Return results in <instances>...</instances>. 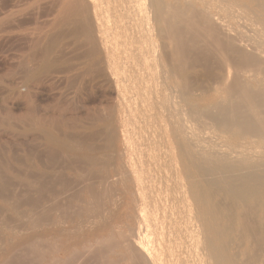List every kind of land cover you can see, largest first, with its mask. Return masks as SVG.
<instances>
[{
  "label": "bare ground",
  "instance_id": "6f19581e",
  "mask_svg": "<svg viewBox=\"0 0 264 264\" xmlns=\"http://www.w3.org/2000/svg\"><path fill=\"white\" fill-rule=\"evenodd\" d=\"M4 1L7 3L6 0ZM50 1L48 2L53 5V2ZM18 2L15 3L18 4ZM59 3L58 14L55 16L52 26L55 29L61 27V30L66 25L74 26L75 30L70 26L66 27V30L71 28V34L74 31V35L78 36L76 33L81 35L80 38L84 42L82 47L86 46V52H82V54L86 53L83 55H85L84 67L87 68V72L95 71L102 81L108 80L115 88L116 98H112L115 102L106 107L107 115L104 117L98 114L100 116L98 118L99 128L104 127L108 131V138H106L107 134H105L104 140L101 138L104 143L108 142L110 149H106L105 145L98 147L95 145L96 143L84 142V139L82 142L74 139L71 137V133L66 135L61 132L62 129L56 122L48 124L41 118L34 119L31 126L29 125L30 127L27 125L29 128L26 131H31L32 128L35 130L34 132L40 133L38 136H41V138L39 137L41 140L44 139L46 146L44 148H47L49 152L48 159L46 158L45 161L42 160L43 157L42 159L37 157L39 160L36 163H32V160L31 163L25 164L24 161L22 165L15 166L13 163L5 164L6 160L0 157L2 160V162L0 161V197L2 194L12 192L10 188V191L7 192L12 179L16 178L17 182L20 181L18 179H21V182L22 179L28 180V182L33 179L35 182L32 180L31 183H36L38 186L37 192L34 191L37 196L35 194L36 197L31 195L28 197L30 191L33 192V190L28 191L27 199L22 201V205L29 206L32 212L42 210V213L48 214L49 217L60 212L63 218L66 213L63 211L68 210L72 204L80 202L83 198L85 204L82 208L85 209L86 214L88 213L87 218L92 215L87 222L90 225L93 224L92 227L103 226L107 230L106 235L94 238L93 242L97 246L100 243H103L102 246H112V251L118 254L126 264H264V0H59ZM20 5L22 6V4ZM51 7L50 12L53 11ZM1 11L2 8L0 15ZM17 11L18 9L12 8L2 12L14 15ZM30 12L28 11L29 15ZM5 15L7 16V14ZM6 16L0 18L4 20ZM37 17L32 18L37 19ZM28 18L29 16L27 20L26 17L24 20L27 22ZM29 19L31 20V18ZM17 20L16 23L20 21ZM32 20L31 23L29 22L30 24H32ZM37 20L36 22H38ZM11 23L9 22V24ZM21 23L22 21L17 25L19 26ZM40 23L43 27V23L40 21L39 26ZM24 24L28 25V23ZM18 26H15V29ZM66 30L62 31L68 32ZM64 33L62 32V34ZM49 36L52 37V35ZM65 37L68 38V35ZM75 38L73 37V39ZM64 39L66 38L62 40ZM71 39L70 37L68 41ZM29 40L31 42L34 39ZM52 40L49 39V42ZM41 41L42 38L39 42ZM54 41L46 42V45L50 47L44 51L42 58L41 55L36 54V51L32 52L33 55H29L30 57L34 56V60L38 55L41 58L38 59L42 60L41 63L38 62L40 65L36 60V62L32 60L39 65L32 69L34 78L49 67L55 68L54 61L59 56L54 57L53 61L52 52L59 44L56 46ZM62 44L65 46V42ZM35 46L36 43L33 48ZM45 46L44 48L47 47ZM54 46L56 47L54 48ZM20 47L14 46L13 49L16 48L17 51L20 50ZM77 47L79 48V46ZM77 47L72 52L76 49V52L82 50V48L78 50ZM23 49L26 50V48ZM31 49L30 46L29 52ZM37 49L39 50V48ZM84 49L83 51H85ZM38 50L37 52H39ZM63 50L59 51L66 53ZM74 56L76 57V55ZM69 59L71 60V58ZM62 60L64 61L63 58ZM77 64H73V66L75 67ZM57 69L59 70L55 69L54 71L61 70V68ZM28 71L30 72V70ZM50 71L52 72L49 68ZM25 72L27 74V71ZM40 75L42 77L43 74ZM73 78L75 79V77ZM18 79L21 80V78ZM93 80L95 79H92V82ZM26 81L20 87H23ZM76 82L74 83L75 87H77ZM67 83L71 84L69 81ZM84 84L82 83V87ZM139 106H141V110ZM38 108L35 109L37 112ZM138 110L140 115L136 114ZM39 111H41L40 108ZM96 112L98 113L97 110ZM90 115L94 117V115ZM131 115L141 118L147 127L143 130L145 134H142L141 145H137L133 139L134 143L130 144L129 133L131 131L126 122H129ZM133 121L135 122L134 119ZM87 123L83 126L85 127ZM76 125L77 128L82 127L77 123ZM14 126L13 130H15ZM95 130V132H99L97 128ZM117 130L124 135L127 148L117 147L120 140V137L118 140ZM76 131L78 130L76 129ZM102 132L103 130L98 134L102 136ZM85 134L83 136H87L88 139L92 136L89 134L88 137L87 132ZM93 134L96 136L97 133ZM98 134L95 140L92 139L93 137L91 138L93 142L98 140L100 136ZM77 135H80L79 131ZM83 136L80 137L83 138ZM147 140H149L148 146L150 147L143 148V145H147ZM102 142L99 144L101 145ZM40 144L42 143L40 142ZM4 154L7 157V154ZM32 154H29V157ZM62 155L66 156L68 161L64 162L63 160L64 163L58 165V158ZM6 159L8 161V158ZM12 159L14 160V158ZM23 160L22 156V161H20L23 162ZM20 161L16 160L15 162L18 164ZM10 162L12 161L10 160ZM82 168L88 170L87 176L82 175L84 174ZM23 169H26L27 172H22ZM84 172L87 173V171ZM70 176L79 177V180L80 178L82 180L90 179L94 182L90 183L87 180L86 184L83 181V188L78 185V188L81 187V191L74 190L75 193L71 195L73 188H70L72 186L70 182L73 181L74 184H77L78 178L75 177L76 179L71 180L74 178L72 177L69 182ZM82 180L80 181L82 182ZM28 185L26 183V186ZM104 187L108 188L107 191L112 190L110 191L111 195L114 193L120 197V206L126 208L125 220L117 224V229H115L116 224L111 225L109 222V216L111 218L112 215L108 213L105 215L103 212L107 211L102 212V206L96 208V205L94 209L90 207V200L93 202V197L97 199ZM15 191L13 190L12 194L18 195L16 194L18 191ZM100 195L106 196L105 193ZM7 197L3 196L2 199L8 202ZM15 197L14 200H16ZM109 198L108 196V201L107 197L103 200L109 203L111 201ZM113 198V200L117 199ZM13 199H10L12 203L14 202L13 205L16 203L18 205L22 198L17 199L19 202L13 201ZM10 200L9 204L12 205ZM117 201H113V203H117ZM99 202L101 204L102 201ZM11 205L8 206L11 207ZM107 205L109 206V204ZM18 208L20 207H17V210ZM8 210L10 212V209ZM113 211L110 210L111 213H114ZM22 212L21 215H24L23 209ZM38 212L36 211V214ZM9 216H11L10 213ZM25 217L27 216L25 215ZM84 219L85 222L86 217ZM8 220L5 224L9 222ZM78 220H81L80 216ZM26 221L28 220L26 219ZM2 223L4 222L0 224ZM89 223L87 225L91 227ZM62 224H65L64 220ZM35 225L37 224L35 223ZM76 225L81 226L82 224L77 223ZM57 226L61 227V225ZM68 229L61 231L68 232ZM32 230L34 229L32 228ZM80 230L82 229L80 228ZM75 232L78 234L77 231ZM58 237L59 235L56 239ZM3 240L1 239V241ZM31 240L34 241L35 238ZM42 241L39 240V243ZM35 242L30 244L36 245L37 241ZM82 248L84 247L82 246ZM110 249L102 250L108 253V251L111 252ZM97 251L99 250L97 249ZM74 258L76 257L74 256ZM107 259L109 258L107 257ZM107 262H110V259Z\"/></svg>",
  "mask_w": 264,
  "mask_h": 264
},
{
  "label": "rangeland",
  "instance_id": "374dc122",
  "mask_svg": "<svg viewBox=\"0 0 264 264\" xmlns=\"http://www.w3.org/2000/svg\"><path fill=\"white\" fill-rule=\"evenodd\" d=\"M1 2H0V9L2 8V11H8V9L10 10V9H12V8H15V9H18V11H17V13H15L14 15H11V14H9V13H3L2 11H1V15H0V17L1 18H3L4 16H6L5 14H7V16L5 17V19L4 20H2L1 18H0V93H2V91H3V93L2 94H0V105H2L1 107H0V157L3 159L4 158V160H6L5 161V164H7V163H13V164H15V166L16 165H18V166H20V165H22L23 163H24V161H25V164H28V163H31V161L33 160V162L32 163H36L39 159H42V157H43V159L42 160H47L48 159V156H49V152H48V149L47 148H44V147H46L45 146V144H44V139H40L41 138V136H38V135H40V133L39 132H34L35 130H33L32 128H31V131H26V129L27 128H29L30 126H31V122L34 120V119H38V118H41L42 120H44L46 123H50V122H56V123H58V125L60 126L59 128L60 129H62V130H60L61 132H63V133H66V135H68L69 133H71V137H73L74 139H77V140H81V142H82V140L85 142V141H87V142H90V143H96L95 145H97L98 147H104V145L106 146V149H110V146H109V144H108V142L107 143H104V137L106 136L105 134H107V132L108 131H106V129H104V127L103 128H99V125H98V118L100 117V116H98V114L100 115L101 114V116H106L107 115V110H106V107H108L110 104H112L113 105V103L115 102V100H113V99H115L116 97H115V94H116V92H115V88H114V86L112 85V84H110V82H108V80L106 81L105 79H103V80H105V81H102V79L99 77V76H97V74L95 73V71L94 72H91V73H93V74H91L90 73V70L87 72V68L86 67H84V60H85V55H86V53H83V54H85V55H83L82 54V52H86V46L84 45L83 47H82V44H84V42L82 41V38H80L81 37V35L79 34V33H76V34H78V36L77 35H74L75 34V32L73 31V29L75 30V28H73L72 27V25H66V26H62L63 28H62V30H66L67 28L66 27H71V28H73L72 29V31H73V34H71L72 32H71V28H68L69 30H66V31H68V32H65V31H62L60 28V30L57 28V29H55L53 26H52V24H53V22H54V20H55V16L58 14V9H59V6H60V3H59V0L57 1H53V0H51L52 2H53V5H52V3H49L48 1H50V0H6V2L7 3H5V1L4 0H0ZM18 1H20V2H18ZM39 1V2H38ZM45 1V2H44ZM50 1V2H51ZM2 2H3V5H2ZM15 2H18V4L17 3H15ZM43 2V3H42ZM10 3V4H9ZM23 3H24V5H23ZM49 5H47V4ZM5 4V5H4ZM15 4H17V5H15V7H14V5ZM20 4H22V6L20 5ZM42 4V5H41ZM44 4V5H43ZM55 4H57V6H55ZM2 5V6H1ZM9 5H11L10 6V8H8V6ZM13 5V6H12ZM19 5V6H18ZM41 5V6H40ZM46 5V6H45ZM4 6V7H3ZM16 6H18V7H16ZM34 6H35V8H34ZM52 6V7H51ZM54 6H55V8H54ZM37 7H40V8H38L37 9ZM49 7V8H48ZM50 7H51V10H53L52 12H50ZM3 8H4V10H3ZM8 8V9H7ZM34 8V9H33ZM44 10H43V9ZM46 8V9H45ZM32 10H36V11H32ZM47 10H49V11H47ZM22 11V12H21ZM28 11H31L30 12V15H29V13H28ZM38 11V13H36ZM46 11V12H45ZM21 12V13H20ZM27 12V13H26ZM41 14H40V13ZM54 12V13H53ZM25 13V14H24ZM31 13H33V14H31ZM50 15V17H48L49 15ZM51 13V14H50ZM9 14V15H8ZM40 14V15H39ZM26 15H28L29 16V18H31V20L33 19L32 17H37V15H38V17H37V19H33L32 21V24H30L31 22V20L28 18V20L29 21H25L24 19H25V17H26V20H27V17L28 16H26ZM47 16V17H42V16ZM9 16V17H8ZM11 16V17H10ZM23 16H25V17H23ZM42 17V18H41ZM7 18V19H6ZM12 18V19H11ZM22 18V19H21ZM51 18H52V20H51ZM12 21H11V20ZM20 20V21H22V23L21 24H19V26L21 25V27H19L17 24L18 23H20V21H18V20ZM42 19H43V21H45V22H43L42 21ZM49 19V20H48ZM3 22H2V21ZM6 20V21H5ZM8 20H9V22L11 23V24H9V22H8ZM18 21L17 23L15 22V21ZM36 20L38 21V22H36ZM7 22V24H5V22ZM24 21V22H23ZM39 21L40 22H42L43 23V27H42V24L40 23V26H41V28H40V26H39ZM50 23H49V22ZM2 22V23H1ZM30 22V23H29ZM24 23H28V25H27V27H26V25L24 24ZM38 24V25H35V24ZM47 23V24H46ZM14 24H16V25H14ZM3 25V26H2ZM48 25V26H47ZM15 26H18V27H16V29H15ZM23 26V27H22ZM7 27V28H6ZM26 27V28H25ZM37 27V28H36ZM46 27V28H45ZM9 28V29H8ZM14 28V29H13ZM51 28V29H50ZM53 28V29H52ZM6 29H8V30H6ZM37 29H40V30H37ZM43 29V30H42ZM50 29V30H49ZM51 31V32H50ZM61 31V32H60ZM26 32H29V33H26ZM33 33V35H32V33ZM34 32H36V33H34ZM42 32V33H41ZM54 32H55V34H54ZM62 32L64 33H68V34H65L66 36L68 35V38L67 37H65V35L64 34H62ZM47 33V34H46ZM50 33V34H49ZM17 34V35H16ZM21 34V35H20ZM27 34V35H26ZM36 34V35H35ZM45 34V35H44ZM64 35V36H62V35ZM16 37H15V36ZM47 35V37H45ZM49 35H52V37L51 36H49ZM59 35H61V36H59ZM13 36H14V39H13ZM19 36V37H18ZM35 36H36V38H35ZM41 36V37H40ZM49 36V37H48ZM54 36H55V38H54ZM27 37H28V39H27ZM59 39H58V38ZM70 37L73 39V37L76 39H71V40H69L68 41V39H70ZM2 38V39H1ZM18 38V40L16 41V39ZM19 38H20V40H19ZM26 38V39H25ZM41 38H42V41L41 42H39L40 40H41ZM47 38H49V39H53V40H55L54 42L56 43V46H57V44H59L58 46H57V48H55L56 46H54V48H55V50L57 49H59V50H63L64 48L66 49H64L65 51H66V53H61V51H55V50H53V52H52V54H53V56H52V54H51V56H52V60L54 61V59L56 58V56L58 55L59 56V58H56L57 60H55L54 61V67L55 68H53V66L52 67H49L50 68V70H52V72L50 73L49 72V68L48 69H45V72H44V70L42 71V72H40L38 75L39 76H35V78H36V80H35V78H34V70H33V73H32V69H34L35 67L34 66H36L37 64L35 63L36 61H37V63L40 61V63H41V61L42 60H40L41 58H42V54L44 53V51H46V50H48V48L50 47V46H48V45H46V42L47 43H52V41H50L49 42V39H47ZM63 38H66V39H64V40H62ZM78 38V39H77ZM9 39H11L10 40V43H11V45H10V43H9ZM23 39H25V40H23ZM29 39H34V40H31V42H29L30 40ZM40 39V40H39ZM14 40V41H13ZM39 40V41H38ZM46 40H48V41H46ZM77 40H79L78 41V44L76 43L77 42ZM2 41V42H1ZM13 41V42H12ZM27 41V42H26ZM33 41V42H32ZM58 41V42H57ZM82 41V42H81ZM62 42L64 43L65 42V46H64V44H62ZM67 42V43H66ZM19 43H20V45H19ZM26 43V44H25ZM34 43H36V46H35V48H33L34 47ZM41 43V44H40ZM44 43V44H43ZM77 44V46H79V48L76 46V44ZM80 43H81V47H80ZM17 46H16V45ZM30 44H32V45H30ZM5 45V46H4ZM27 45V46H26ZM47 47H46V46ZM50 45V44H49ZM63 45V46H62ZM11 46V47H10ZM22 47V49H21V47H20V50L18 51H16V48H14L13 49V47ZM29 46V47H28ZM30 46H31V51L29 52V49H30ZM44 46L46 47V48H44ZM62 46V47H61ZM68 46V47H67ZM64 47V48H63ZM75 47H77L78 48V50L80 49V48H82V50H81V52H76V50H74V52H72L73 51V49H75ZM12 48V49H11ZM23 48H26V50H24ZM37 48H39V50L37 49ZM42 48H44L43 50H42ZM85 48V49H84ZM83 49L85 50V51H83ZM37 50L39 51V52H37ZM42 50V51H41ZM63 50V51H64ZM69 50V51H68ZM34 51H36V54H38L40 57H38V55H36L37 56V58L35 57V60L33 59L34 58V56H29L30 54H32V52L34 53ZM54 51H55V53H54ZM64 51V52H65ZM68 51V52H67ZM23 52H24V54H23ZM57 53V54H56ZM61 53V54H60ZM69 53V54H68ZM15 54V55H14ZM18 56H17V55ZM73 56H72V55ZM13 55V56H12ZM20 55V56H19ZM33 55V54H32ZM55 55V56H54ZM74 55H76V57H78V58H76ZM83 55V56H82ZM15 56V57H14ZM57 56V57H58ZM61 56V57H60ZM55 57V58H54ZM82 57V58H81ZM38 58H40V59H38ZM54 58V59H53ZM62 58L64 59V61L62 60ZM66 58V59H65ZM69 58H71V60L69 59ZM38 59V60H37ZM59 59V60H58ZM69 59V60H68ZM30 60V61H29ZM35 61V62H33V61ZM82 60V61H81ZM21 61V62H20ZM78 61V62H77ZM59 62V63H58ZM65 62H66V67H65ZM73 62V63H72ZM76 62V63H75ZM80 62H82V63H80ZM33 63H35L34 65H33ZM40 63H38L39 65H40ZM78 63V64H77ZM58 64H60V65H58ZM64 64V65H63ZM71 64H72V67H71ZM73 64L75 65V64H77L75 67L73 66ZM20 65H22L21 67H20ZM31 65V66H30ZM39 65H37V66H39ZM70 65V66H69ZM13 66H15V67H13ZM36 66V67H37ZM78 66V67H77ZM22 68L21 70H20V68ZM30 67H33V68H30ZM62 67H65V68H62ZM70 67V68H69ZM80 67V68H79ZM19 68V70H17ZM28 68V70H30V72L28 71V70H25V69H27ZM57 68H61V70L60 71H54L55 69L56 70H59V69H57ZM84 68V69H83ZM80 70V72H79V70ZM23 70H25V71H27V74H25L26 72L25 71H23ZM63 70H64V72H63ZM92 71V70H91ZM17 72V73H16ZM21 72V73H20ZM25 72V73H24ZM56 73V74H54V73ZM77 72V74L75 75V73ZM87 72V73H86ZM29 73H31V75H29ZM50 73V74H49ZM64 73V74H63ZM71 73H72V75H71ZM24 74V75H23ZM40 74H43L42 75V77H41V75ZM61 74H63V75H61ZM78 74H82L81 76L80 75H78ZM90 76H89V75ZM25 75H27L26 77H27V81H26V77H25ZM52 77V79H51V77ZM75 75V76H74ZM78 75V76H77ZM93 75H94V77H95V75H96V77L94 78L93 77ZM28 76H30L29 78H28ZM49 76V77H48ZM57 78H56V77ZM63 76V77H62ZM75 77V79L73 78V77ZM80 76V77H79ZM87 76H89V78H86ZM25 79H24V78ZM48 77V78H47ZM53 77H54V79H53ZM70 78V79H67V78ZM97 77H99V79H97ZM5 78V79H4ZM18 78H21V80L20 79H18ZM86 78V79H85ZM23 79V80H22ZM38 79V80H37ZM39 79H40V81H39ZM88 79V80H87ZM92 79H95V80H93V82H92ZM67 80V81H66ZM70 80H72V81H74V83L76 82V86L77 87H75V84L74 83H72V81H70ZM84 80H85V82H84ZM87 80V81H86ZM102 81V82H97V81ZM24 81H26L25 83H24V85H23V87L21 86L20 87V85L21 84H23V82ZM29 81V82H28ZM70 82L71 84H69V83H67V82ZM81 81V82H80ZM20 82V83H19ZM56 82V83H55ZM66 82V83H65ZM107 82V83H106ZM6 85H5V84ZM54 83V84H53ZM82 83L84 84L83 85V87H82ZM100 83V84H99ZM69 84V85H68ZM80 84V85H79ZM107 84V85H106ZM55 85V86H54ZM68 85V86H67ZM109 85H110V87H109ZM16 86H18V87H16ZM63 86V87H62ZM66 86V87H65ZM71 86V88H68V87H70ZM73 86V87H72ZM80 88H79V87ZM113 86V87H112ZM3 87V88H2ZM14 88V89H13ZM64 88V89H63ZM66 88H68V89H66ZM73 88V89H72ZM76 88V89H75ZM66 89V90H65ZM70 89V90H69ZM80 89V90H79ZM110 89V90H109ZM12 90V91H11ZM72 91V92H71ZM81 91V92H80ZM109 91H110V93H109ZM60 92V93H59ZM73 92H74V94H73ZM78 92H79V94H78ZM58 93V94H57ZM68 93H69V95H68ZM77 93V94H76ZM63 94V95H62ZM67 94V95H66ZM67 97H66V96ZM71 95V96H70ZM79 95V96H78ZM72 96H74V97H72ZM76 96V97H75ZM62 97H63V100H62ZM114 97V98H113ZM69 98H71L69 101H67V103H65L66 102V100H68ZM73 98V99H72ZM77 98V99H76ZM113 98V99H112ZM49 100H50V102H49ZM75 100V101H74ZM63 101V102H62ZM103 101V102H102ZM110 101V102H109ZM60 102H62V103H60ZM69 104V105H68ZM102 104V105H101ZM134 104V106H136V104L135 103H133ZM98 105V106H97ZM104 105V106H103ZM3 106H4V109H6V110H4L3 109ZM38 106H39V108H40V110L41 111H39V108H38ZM94 106H95V108H94ZM6 107V108H5ZM140 107V110H141V106H139ZM38 108V112H37V110H35V109H37ZM67 108V109H66ZM100 108H102V109H100ZM100 109V110H99ZM4 110V111H3ZM43 110V111H42ZM92 110V111H91ZM96 110L98 111V113L96 112ZM51 111V112H50ZM99 111H101V112H99ZM135 111V110H134ZM47 112V113H46ZM93 112H94V114H93ZM102 112H103V114H102ZM106 112V113H105ZM90 114H92V115H94V117L93 116H91ZM96 114H97V116H96ZM137 115H140V111L138 110L137 111V113H136ZM54 115V116H53ZM133 115V114H132ZM130 116V118H129V122L127 123L126 122V124H127V127L130 129V133H129V136L131 137L130 138V144H133L134 142H137V145H141V143H142V134H145L144 132L145 131H143V130H145V129H147V127L145 126V122L144 121H142V119L141 118H139V117H133V116ZM53 116V117H52ZM8 117V118H7ZM97 117V118H96ZM49 118V119H48ZM88 118L90 119L89 121H88ZM94 119V121H93V119ZM48 119V120H47ZM59 119H61V120H59ZM133 119L135 120V122L133 121ZM4 120V121H3ZM93 122H92V121ZM92 123H91V122ZM5 122V123H4ZM12 122V123H11ZM25 122V123H24ZM87 123V122H90V123H87L86 124V126L84 127L83 125H85V123ZM11 123V124H10ZM76 123L79 125V126H82V127H79V128H77L78 126L76 125ZM81 123H82V125H81ZM93 123H94V125H93ZM93 125V126H90V127H88L89 125ZM117 124H118V122H117ZM14 125H16V126H14ZM27 125L29 126V127H27ZM88 125V126H87ZM120 125V124H119ZM118 125V126H119ZM13 126H14V128H15V130H13ZM33 126V125H32ZM134 126V127H133ZM140 126V127H139ZM139 127V128H138ZM142 127V128H141ZM145 127V128H144ZM97 128V131H99L100 133H101V131L103 130V132H102V136H101V134H98L99 132H95L96 129ZM76 129L79 131V134L80 135H77L78 134V131H76ZM99 129V130H98ZM85 130H87V131H85ZM90 131V133H89V131ZM142 130V131H141ZM25 131V132H24ZM82 131V132H81ZM83 131H84V133H83ZM91 131H94V132H91ZM119 130H117V133H118V140H119V137H120V140H119V142H118V144H117V147L118 148H127V144L125 143V140H124V135L123 134H121V132H118ZM60 132V134H62ZM75 132H77V133H75ZM83 133L84 135H86L85 133L87 132V135H88V137H89V134H91L92 136H90L89 138L91 139L92 137V139L93 140H95L96 139V137H97V134L98 135H100L99 137H98V140H96L95 142H93V140L91 139H88L87 138V136H83V134H81V133ZM134 132H136V133H134ZM75 134L74 136H73V134ZM89 133V134H88ZM93 133H97L96 134V136L93 134ZM133 134H134V136H133ZM62 135H65V134H62ZM70 135V134H69ZM94 135V136H93ZM83 136V138H81V137ZM40 137V138H39ZM81 139H80V138ZM85 137V138H84ZM103 138V140H102V138ZM123 137V138H122ZM43 138V137H42ZM79 138V139H78ZM100 138V139H99ZM106 138H108V134H107V137ZM105 138V139H106ZM88 139V140H87ZM132 139H133V141H132ZM139 139V140H138ZM100 140H102V141H100ZM122 140H123V143H122ZM108 141V140H107ZM148 141L149 140H147L146 141V143H147V145L145 144V145H143L142 147L143 148H149L150 146H148ZM40 142L42 143V144H44V145H42V144H40ZM102 142V144L100 145L99 143H101ZM98 143V144H97ZM107 144V145H106ZM39 145V146H38ZM100 145V146H99ZM103 145V146H102ZM109 146V147H108ZM4 148V149H3ZM26 148H27V151L28 150H30V151H28V153L29 154H31V153H33L32 155H30V157H29V154L27 153V151H26ZM44 150H43V149ZM14 149V150H13ZM33 149V150H32ZM42 149V150H41ZM12 151H14L13 153H12ZM32 151V152H31ZM111 151V150H110ZM39 152V153H38ZM44 152V153H43ZM4 153H6L7 154V157H6V155L4 154ZM41 153V154H40ZM47 153V154H46ZM40 154V155H39ZM14 155H18L17 157L15 156L14 157ZM38 155V156H37ZM42 155V156H41ZM13 156V157H12ZM22 156H23V162H21L22 161ZM29 158H28V157ZM35 156V157H34ZM41 156V157H40ZM39 159H38V158ZM64 157V155H62L60 158H58V165H59V163L62 165L64 162H67L68 161V159L66 160V158L64 159L63 158ZM0 158V159H1ZM6 158H8V161H7V159ZM10 158V159H9ZM12 158H14V160L16 159L17 161H20L18 164H16L17 162H15ZM19 158V159H18ZM47 158V159H46ZM30 159V160H29ZM61 159V160H60ZM3 160V161H4ZM10 160L12 161V162H10ZM28 160V161H27ZM63 160H64V162H63ZM66 160V161H65ZM1 162H2V160H0ZM14 161V162H13ZM60 161V162H59ZM69 161H70V159H69ZM62 162V163H61ZM4 163V162H3ZM77 164H78V162H77ZM82 169H84V171H87V173L86 172H84V171H82V173H84V174H82V175H86L87 176V174H88V170L87 169H85V168H82ZM22 172H27V170L26 169H23L22 170ZM37 177H38V175H37ZM72 177H74V178H72ZM70 176L69 177V182H70V178H72L71 180H73V179H76V178H78V180H76V182H77V184L75 183L74 184V182L73 181H71L70 183H71V185L73 186V184H74V186L72 187H70V188H73L71 191H73L72 193H71V195L73 194V193H75V191L77 192V191H81V187L80 186H82V188L84 187V183H86L87 184V180L88 179H84V180H82V178H80V180H82V182L79 180V177H76V176ZM76 177V178H75ZM87 178V177H86ZM16 180V181H15ZM18 180H20L19 182H17V179L16 178H14V180L12 179V181H13V183H12V181H10L9 183H11L10 185H9V187L7 188L8 190H7V192L8 191H10V189H11V191L13 192V190L15 191H18V192H16V194H18V195H15V194H12V192H10V193H8L9 195H10V197H7V196H9L7 193L6 194H2V197L3 196H5V197H7L8 198V202H7V200H4V199H2V197H0V202H1V204H0V223L1 222H4V223H2V224H0V225H2L1 227H0V229L2 230H0V264H102V262H103V264H126L123 260H122V258L118 255V254H115L114 253V251H112L113 249H112V246L110 247L109 245H104V246H106L105 248H111L110 249V251L111 252H109L108 251V253H106V252H103V250H105V251H107V250H109L108 248L107 249H105L104 248V246H102L103 245V243H100V245L99 246H97L96 244H95V242H93L94 241V238L96 239V237H100V236H103L104 234L106 235L107 234V230H106V228H104L103 226H100L99 228H95V227H92L91 225H93V224H91L90 225V223L89 222H87V220L88 219H90V217H92V215L90 216V217H88L87 218V216H88V213L86 214V212H85V209L84 208H82V206L85 204V202H83L84 201V199L83 198H81V200H80V202H77V203H75L74 205L72 204V207H69L68 208V210H66V211H63V213L64 212H66V213H64V218L66 219H64L63 218V216L61 215L62 213H60V212H58V213H60V215H58V213L57 214H53L52 216H48V214H46L45 213V215H44V212L42 213V210H40L39 212H38V210H36L38 213L36 214V211H34L35 212V214H34V212H32L30 209H29V206H27V205H22V201H25L26 199H27V193H28V191H30V190H33V192H31L30 191V194H28V197H31V196H35V194H34V191L35 192H37V190H38V186L36 185V183L33 185L31 182H33L32 180L30 181L29 180V182H28V180H24V179H22V182L23 183H25L26 181V183H27V185L30 187H28V186H26V183L25 184H23L22 182H21V179H18ZM24 180V181H23ZM75 181V180H74ZM83 181H84V183H83ZM86 181V182H85ZM90 183H93L94 182V180H88ZM15 182V183H14ZM35 182V181H34ZM73 182V183H72ZM88 182V183H89ZM17 183H19V184H17ZM20 183H21V185H20ZM79 183V184H78ZM16 184V185H15ZM18 185V187H16ZM20 185V186H19ZM33 185V186H32ZM36 185V186H35ZM78 185H80L79 186V188H78ZM13 186V187H12ZM32 186V187H31ZM24 187H26V188H24ZM34 187V189H32ZM10 188V189H9ZM15 188V189H14ZM107 188V187H106ZM36 189V190H35ZM103 189H104V191H103ZM108 189V188H107ZM107 189H105V187L104 188H102V193H105L106 194V196H104V195H100V194H102V193H100L99 194V197L97 198V199H95L94 197L92 198V199H94V203L90 200V207L91 208H93L94 209V207L96 206V208L98 207V206H102L101 208H103V210H102V212L103 211H107V212H103V213H105V215H107L106 213H108L109 215H112V217L110 218V216H109V222H110V224L111 225H113V223H114V225L116 224V226H115V229H117V224H120L121 223V221H123V220H125V211H126V208L125 207H121L120 206V200H121V198L120 197H117V195H114V193H113V195H111V192L110 191H112V190H108L107 191ZM75 190V191H74ZM106 190V191H105ZM24 193V194H23ZM26 193V194H25ZM112 196H110V195ZM7 195V196H6ZM13 195H15V196H13ZM29 195H31V196H29ZM110 197L109 198V200H111V201H109V203L107 202L108 201V196ZM1 196V195H0ZM36 196H37V194H36ZM35 196V197H36ZM104 196V198H102ZM16 198V200H14L13 198ZM106 197H107V199H106ZM113 197H115V198H117V199H115V200H113L114 198ZM22 198V199H21ZM102 198V199H101ZM120 198V199H119ZM10 199H13V201H16V202H19L18 200H20V202L18 203V205H13V203H12V200H10ZM18 199V200H17ZM103 199H106L107 201L105 202ZM5 202H4V201ZM9 200H10V202L12 203V205L11 204H9ZM119 202H118V201ZM96 201V202H95ZM99 201H102L101 202V204H100V202L98 203ZM113 201H117V203L116 202H114L113 203ZM105 202V204H102V203H104ZM111 202H112V205H111ZM93 203V204H92ZM97 203V204H96ZM3 204V205H2ZM6 204H8V205H11V207L10 206H8V205H6ZM81 204V205H80ZM107 204H109V206L107 205ZM118 204H119V206H118ZM20 205V206H19ZM108 207H107V206ZM113 205H115L114 207H113ZM2 206V207H1ZM4 206H6V207H4ZM17 206V207H20V208H18V210H17V207H16V209H15V207ZM76 206V207H75ZM117 206V207H116ZM14 207V208H13ZM81 207V208H80ZM105 207V208H104ZM114 208V209H111V208ZM13 208V209H12ZM108 208V209H107ZM118 208V209H117ZM6 209V210H5ZM8 209H10V212H9V210ZM14 209H15V212H14ZM22 209H23V211L25 212L24 213V215H21V214H23V212H22ZM25 209V210H24ZM122 209V210H121ZM3 210H4V212H3ZM8 210V211H7ZM110 210L111 211H113L114 213H111L110 212ZM6 211V212H5ZM18 211V212H17ZM68 211V212H67ZM109 211V212H108ZM121 211V212H120ZM10 213V215L11 216H9V213ZM16 212H17V219H16ZM31 212V213H30ZM41 212V213H40ZM76 212V213H75ZM2 213H4L5 214V216H4V214H2ZM19 213V214H18ZM79 213V214H78ZM7 214V215H6ZM29 214H30V216H29ZM40 214H42V216H40ZM66 214V215H65ZM121 214V215H120ZM25 215L27 216V217H25ZM56 215H57V218L55 219V217H56ZM72 215V216H71ZM104 215V214H103ZM115 215H116V218H115ZM5 218H4V217ZM22 216V217H21ZM36 216V217H35ZM61 216H62V218H61ZM74 216V217H73ZM79 216H80V219L81 220H83V221H81V220H78L79 219ZM10 218L9 220H8V218ZM13 217H15V218H13ZM68 217V218H67ZM82 217V218H81ZM86 217V221L84 222V218ZM28 220V221H26V219ZM61 218V219H60ZM120 218V219H119ZM16 219V220H15ZM36 219V220H35ZM42 219H43V221H42ZM46 219V220H45ZM72 219V220H71ZM92 219V218H91ZM3 220V221H2ZM5 220V221H4ZM6 220H8L7 222V224H5L6 223ZM17 220H18V222H17ZM24 220V221H23ZM41 220V221H40ZM45 220V221H44ZM56 220V221H55ZM63 220H64V223L65 224H62L63 223ZM112 220V221H111ZM15 221V222H14ZM20 221V222H19ZM46 221H47V223H46ZM74 221V222H73ZM23 222V223H22ZM59 222H61V223H59ZM118 222V223H117ZM9 223H11L10 224V226H8L9 225ZM34 223V225H32ZM35 223L37 224V225H35ZM79 224V223H81L82 225V227L80 226V225H76V224ZM84 223V224H83ZM89 223V225L91 226V227H89L87 224ZM3 224H4V227H3ZM17 224V225H16ZM26 226H25V225ZM5 225H6V227H5ZM12 225H14V226H12ZM16 225V226H15ZM31 225V226H30ZM57 225H61V227L60 226H57ZM76 225V226H75ZM84 225V226H83ZM34 226H35V228H34ZM37 226V227H36ZM39 226V227H38ZM64 226V227H63ZM77 226H78V229H76L77 228ZM88 226V227H87ZM10 227V228H9ZM13 227V228H12ZM18 227V228H17ZM21 227V228H20ZM34 229V230H32V228ZM58 227V228H57ZM70 227V229H68ZM74 227H76L74 230L75 231H77L78 232V234L72 229V228H74ZM29 228H31V229H29ZM61 228V229H60ZM64 228V229H63ZM82 229V230H80L79 231V229ZM85 228H87V229H85ZM5 229H6V231H5ZM18 229V230H17ZM59 229H60V232H59ZM66 229H68V232H64V231H66ZM9 230V231H8ZM26 231V233H24L25 231ZM29 230V231H28ZM61 230H64V231H61ZM88 230V231H87ZM24 231V232H23ZM31 231H33V232H31ZM72 231H74L73 233H72ZM104 231H106V232H104ZM21 232H23V233H21ZM62 232V233H61ZM64 232V233H63ZM89 232V233H88ZM102 232V233H101ZM3 233V234H2ZM59 233V234H58ZM67 233V234H66ZM80 233V234H79ZM97 233V234H96ZM32 234H36V235H32ZM61 234V235H60ZM72 234V235H71ZM50 235V236H49ZM52 235H55V236H52ZM59 235V237L56 239V237ZM31 236V237H30ZM37 236V237H36ZM39 236H40V238H39ZM42 236V237H41ZM52 236V237H51ZM75 236V237H74ZM91 236V237H90ZM55 237V238H54ZM62 237V238H61ZM86 237V238H85ZM30 238V239H29ZM33 238H35V240L33 241V240H31V239H33ZM42 238H46V239H42ZM49 238V239H48ZM61 238V239H60ZM89 238V239H88ZM1 239L3 240V241H1ZM53 239H54V241H53ZM84 239H85V241H84ZM11 240V241H10ZM39 240L40 241H42L41 243H39ZM50 242H49V241ZM58 240V241H57ZM80 240H81V242H80ZM29 241H31L30 243H36L35 241H37V244L36 245H34V244H30L29 243ZM44 241H46V242H44ZM89 241V242H88ZM2 242V243H1ZM92 244H91V243ZM28 243V244H27ZM59 243V244H58ZM80 243V244H79ZM83 243V244H82ZM29 246H27V245ZM42 244H44V245H42ZM50 244H54L53 246L52 245H50ZM78 244V245H77ZM95 244V245H94ZM34 245V246H33ZM59 245V246H58ZM89 245H91L90 246V248H91V250H90V248H89ZM38 246V247H37ZM56 246H57V248H56ZM82 246L84 247V248H82ZM33 247H34V249H33ZM36 247V248H35ZM43 247V248H42ZM45 247V248H44ZM53 247V248H52ZM56 249H55V248ZM86 247V248H85ZM88 247V248H87ZM94 247H95V249H94ZM30 248H31V250H30ZM45 251H44V250ZM48 249V250H47ZM93 249V250H92ZM97 249L99 250V251H97ZM102 250V252H101V250ZM34 250V251H33ZM37 250H39V251H37ZM58 250V251H57ZM44 251V252H43ZM96 251V252H95ZM31 252H33L32 254H31ZM113 252V253H112ZM98 253H100V254H98ZM106 253V254H105ZM42 254V255H41ZM44 254V255H43ZM49 254V255H48ZM78 254V255H77ZM88 254H90V255H88ZM77 255V256H76ZM109 255V256H108ZM12 256V257H11ZM14 256V257H13ZM37 256V257H36ZM71 256H73V258H71ZM74 256L76 257V258H74ZM9 257V258H8ZM36 257V258H35ZM107 257L110 259V262H107L109 259H107ZM8 258V259H7ZM38 258V259H37ZM41 258V259H40ZM45 258V259H44ZM69 260H68V259ZM71 258V259H70ZM120 258V259H119ZM111 259H113V260H111ZM5 260H7V261H5ZM39 260V261H38ZM41 260V261H40ZM56 260V261H55ZM63 260H65V261H63ZM104 260V261H103ZM105 260H107V261H105ZM116 260V262H114ZM38 261V262H37ZM5 262V263H4Z\"/></svg>",
  "mask_w": 264,
  "mask_h": 264
}]
</instances>
